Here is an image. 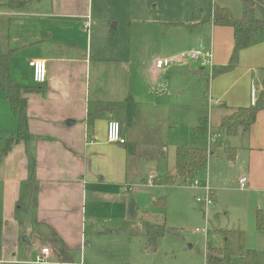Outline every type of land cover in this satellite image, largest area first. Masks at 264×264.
I'll list each match as a JSON object with an SVG mask.
<instances>
[{
    "label": "crops",
    "instance_id": "0c3cea01",
    "mask_svg": "<svg viewBox=\"0 0 264 264\" xmlns=\"http://www.w3.org/2000/svg\"><path fill=\"white\" fill-rule=\"evenodd\" d=\"M74 2L66 0L61 4L60 0H29L26 4L34 5L35 16L66 20L60 23L68 22L72 29H78L81 33L88 23L81 19L87 17V13L83 2L82 8L78 0ZM20 8L3 7L0 12H15ZM37 8L41 10L37 11ZM211 26L214 32L220 28ZM33 27L35 30L36 27L41 29L42 34H33V38L19 35L11 39L1 35L6 37L4 44L16 48L9 59L12 79L20 87H28L22 96L25 98L28 127L32 136L27 141L14 143L0 157V243L6 261L13 263L18 261L16 253L23 236L22 241L29 243L33 236L36 237L33 239L38 246L36 259L42 247H50L51 254H54L75 245L87 226L92 230L102 229L98 217L101 212H105L103 200L110 199L111 206L117 204L118 215L114 211L110 212L109 219L113 217L110 221L115 223L123 219L127 199L133 193H128L135 175V170L130 172L129 169L130 158L137 154L140 135L152 131L159 116L164 118V125L172 127V123L179 117L175 111L176 104L179 111L181 93L188 90L183 79L186 72H177L179 77H175V84L171 88L168 82L160 78V74H166L162 72L164 67H155L158 59H169L171 62L178 57V53L173 50L163 51L162 55L155 56L154 64L150 63L126 75L118 69L103 70L101 66L104 62L99 59L92 61L88 57L91 55V35L89 37L88 32L85 35V31H82L85 35L83 44L68 32L62 34L54 31L51 25L35 23ZM61 28L67 29L59 25L58 29ZM223 28L230 29L232 34L231 28ZM97 29L102 36L104 27L100 21ZM209 49L213 53L212 44ZM35 58L46 61V81L38 86L28 66V60ZM92 62H95L94 67L97 68H92ZM190 63L198 69L189 66L190 80L202 87L200 79L201 76L204 78L202 73L207 68L193 61ZM227 63L215 64L213 61L214 66ZM263 79L264 43H261L240 50L234 67L212 76L207 80L206 90L202 87L194 98L195 103H199L203 109L208 108L209 112L207 115L204 111L199 112L197 121L206 115L208 129L212 122L213 125L216 123V134L208 133L209 149L212 150L213 138L221 136L224 143L221 142L219 148L213 146L217 154L223 155L225 147L234 148L235 160L236 152L237 156L240 154L246 159L247 167L239 177L246 176L248 182L244 189L239 187L241 191H246L254 183H264V109L257 113L256 120L249 128H239L235 135H227L219 128V124L221 116L230 113L233 108L254 103ZM166 107L173 108V111L168 110L167 114H162L166 110L159 112ZM110 119L120 122L124 144L106 140V125ZM16 128V117L0 91V153L5 140L15 135ZM191 146L203 147L196 144ZM213 153L209 151L208 155L211 157ZM158 174H154L153 187L170 186L161 184ZM206 184L209 185L208 179L202 185V192ZM198 187L199 184L195 188ZM156 197L152 196V199ZM251 202H246L245 212L240 219L249 221L253 218L255 223L256 210L261 209L264 213V207L259 202ZM136 213L134 200H130L129 213L125 219L131 220ZM145 216V213L141 214L140 222L142 219L147 220ZM147 221L156 223L154 220ZM218 229L215 230L217 234ZM78 241L80 260L76 264H95L85 261L86 251L81 240ZM245 243L248 245L246 239ZM35 259L33 264H36Z\"/></svg>",
    "mask_w": 264,
    "mask_h": 264
},
{
    "label": "rangeland",
    "instance_id": "374dc122",
    "mask_svg": "<svg viewBox=\"0 0 264 264\" xmlns=\"http://www.w3.org/2000/svg\"><path fill=\"white\" fill-rule=\"evenodd\" d=\"M65 1L60 0V3ZM74 1L68 0L75 4ZM78 2L81 8L83 6L81 2L84 3L87 13V17L81 21H88L89 24L88 31L82 30L84 34L88 32L89 37L91 35V55L88 57L92 61L99 59L104 62L101 69H118L126 75L135 73L140 67L154 64L155 56L162 55L163 51L173 50L178 53V57L163 68L162 72L166 74H160V78L164 80L163 82H168L172 88L175 77H179L177 72H186L183 79L188 85V90L181 93L182 104L179 111L176 104L175 111L179 117L172 123V127L164 125V118L159 116L152 131L140 135L137 154L130 158L129 169L130 172L135 170V175L132 189L128 193H133L127 199L123 219L120 218L114 221L115 223L110 221L113 220V217L109 219L110 212L114 211V214L118 215L117 204L111 206L110 199L103 200L105 212H101L98 217L102 229L99 227L100 230H92L87 226L75 245L62 253L51 254L45 264H76L80 260L78 240H81L86 251L85 261L95 264H205L207 244L211 243L214 246L220 244L221 238L215 231L217 228L242 229L248 242V245L245 243L246 247L256 250L259 264H264V233L255 228L253 218L249 221L240 219L245 212L246 202L250 200L251 203L259 202L264 207V183H254L246 191L240 190L238 179L247 167L246 159L240 154L237 156V152L234 162L226 160L222 153L217 154L213 146L218 147L223 142L221 136L213 138L212 150L209 149L208 133L216 134V123L213 125L212 122V126L203 135L194 133L198 123L197 114L202 111L206 115L209 113L208 108L203 109L199 103L194 102L195 94L200 93L202 87L206 90L207 80L212 77L213 71L204 70L202 73L204 78L201 76L200 79L202 87L192 82L189 66L193 63H190L192 61L189 53L193 50L209 49L212 44L215 64L228 62L233 45L230 29L220 27L214 32L210 23L202 21L211 17L214 3L226 6L235 17H240L242 14L240 0H78ZM3 7L9 8L7 0H0V9ZM40 10L41 8H37V11ZM6 12H0V36L7 35L10 39L19 35H29L32 38L33 34L40 36L42 30L38 27L36 30L35 27L32 29V25L41 23L43 26L51 25L53 30L59 33H70L72 37L81 41L80 43L85 42L86 34H82V31L80 33L78 29H72L68 22L60 23L66 20L35 16L34 5L26 4L15 12ZM196 16L200 17L201 24L189 28L187 24L194 22ZM98 21L104 27L102 36L97 29ZM59 25H64L67 29H58ZM92 64V68H97L94 67L95 62ZM191 67L198 70L197 66ZM164 108L159 112L166 110L162 114H167L168 110L173 111V108ZM191 144L203 146L208 152H214L211 157L207 156L204 166L195 177L199 184L198 188L192 186V181L166 187L145 185L143 177L150 173H159L160 183L164 184L166 177L173 175L175 170V147ZM207 179L213 189V204L205 208L203 204L195 201V197L203 195L201 188ZM221 186L225 187L220 188ZM160 195H164L166 199L164 215L159 213L160 210L152 199V196ZM86 198L88 209V194ZM130 200H134L137 213L131 220H126ZM143 213L147 215L145 216L147 220H154L158 224L164 223L166 228L172 230L159 237L155 249L145 248L146 239L139 226ZM34 238L36 237L33 236L30 243L22 241L24 236L21 238L20 249L16 253L18 261L14 263L6 261L0 243V264H33L38 252ZM234 264L242 262L236 258Z\"/></svg>",
    "mask_w": 264,
    "mask_h": 264
},
{
    "label": "trees",
    "instance_id": "16d2710c",
    "mask_svg": "<svg viewBox=\"0 0 264 264\" xmlns=\"http://www.w3.org/2000/svg\"><path fill=\"white\" fill-rule=\"evenodd\" d=\"M29 0H7L10 9H18ZM242 14L235 17L226 6H218L214 3L211 17L202 21L213 26L229 27L232 30L233 47L227 64L212 66L213 75L231 70L240 50L264 43V0H240ZM200 17L196 16L194 22L188 23L189 28L201 24ZM6 37L0 36V91L8 100L11 111L17 120V128L13 137L5 140V145L0 153L4 156L19 141H27L32 138L28 118L25 110V98L22 96L28 87H20L11 77L9 59L16 51V48L8 47ZM38 86V85H37ZM264 109V79L261 82L257 97L252 105L233 108L230 113L221 116L219 128L227 135H235L239 128L247 129L256 120L257 113ZM208 129L207 117H201L194 128V133L203 135ZM208 151L203 147L178 145L175 147V170L173 175H168L165 185L186 184L195 179L198 171L204 166ZM223 155L228 161L234 162V148H224ZM155 206L159 213L164 215L166 210V199L164 195L156 197ZM255 228L264 233V213L257 209L255 213ZM165 224L151 223L141 220L140 232L146 239V249H155L159 237L165 232H171ZM221 238L220 244L214 246L207 244L205 264H234L239 258L242 264H259L256 250L247 248L245 245V232L239 228L218 229Z\"/></svg>",
    "mask_w": 264,
    "mask_h": 264
},
{
    "label": "built area",
    "instance_id": "2783aa9c",
    "mask_svg": "<svg viewBox=\"0 0 264 264\" xmlns=\"http://www.w3.org/2000/svg\"><path fill=\"white\" fill-rule=\"evenodd\" d=\"M84 29H88V23L85 24ZM190 60L194 63H197L203 68H207L209 71H212L213 66V55L211 49L205 50H193L189 53ZM170 63L169 59H158L155 61L156 68H162L168 66ZM28 66L32 69V78L35 84L40 85L46 81V61L44 59L35 58L28 60ZM106 140L110 143L124 144L125 138L121 135L120 131V122L115 119H110L107 121L106 125ZM155 177L154 174H148L144 180L145 185L153 186ZM248 179L246 176H242L238 179L239 187L244 189L247 185ZM192 186H197V181L194 179L192 181ZM128 189H132L131 186ZM203 195L197 196L195 200L198 203L204 205L205 208L213 204L212 200V190L208 184L203 187ZM52 253L50 247H42L40 252L36 256V264H45L47 257Z\"/></svg>",
    "mask_w": 264,
    "mask_h": 264
}]
</instances>
